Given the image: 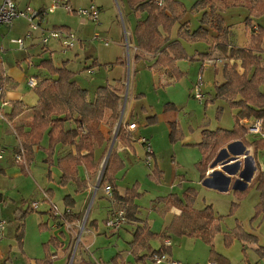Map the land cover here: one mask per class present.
Returning a JSON list of instances; mask_svg holds the SVG:
<instances>
[{"label":"rangeland","instance_id":"1","mask_svg":"<svg viewBox=\"0 0 264 264\" xmlns=\"http://www.w3.org/2000/svg\"><path fill=\"white\" fill-rule=\"evenodd\" d=\"M90 1L92 2V0H72L71 4L73 6H87L91 3ZM93 1L96 4L110 6L108 10L107 7L105 9V16L107 17L105 18L104 24H95L94 22L89 21L95 28H90V35L93 36V34L100 32L101 34H99L101 35V37L104 40L109 41L110 43L109 47H105L104 44L100 41H95L97 42V46L99 47L101 52V56H99V59L103 62H115L117 59L116 57L120 55L119 53L122 51L124 53L123 56H125L126 60H129L130 58H132L131 60H133L132 54H130V49L132 50L131 35L129 33H126L127 37H123L124 24L116 0ZM178 1L181 3V6L185 8V10L182 13V17L179 16V19L177 18L171 26L170 36L172 35L175 38L181 37V30L185 31L186 29H188L193 32L194 30L198 29L201 24V15L197 11L198 7L202 4L201 0ZM51 2L52 0H34L31 2L30 6L35 10H39L38 8L40 6H43L44 3L47 6L46 8H48L51 5ZM119 3L120 6H123V3L121 1H119ZM213 3L220 6L222 11H225V6H229L232 4H245V0H207L206 6H211V4ZM114 13L116 16L112 18L111 15ZM249 14L250 13H248V16ZM215 16L217 18L214 19L213 23L214 27L217 28L219 24L218 20H220V15L217 14ZM246 18L247 12L240 6H232L227 8V10L225 11V20L233 25L234 32L238 36L237 42L232 41L233 45L240 43L241 40L243 45L248 46L250 30L246 28ZM35 22L38 23V19ZM69 23L72 25L73 31L77 30L79 22L74 18L73 13H69L61 7L58 8L55 12L49 13L44 17H41L40 19V27L44 28L43 26L47 25L49 26V29L55 28V25ZM108 29L110 30L107 31ZM28 30L29 21L23 18L16 19L13 24L4 25L0 28V46H3L4 48V52L2 53V55L5 59V63L8 64L9 67L17 66L18 62L20 61H28V58L31 57L29 56L30 51H32L33 53V62L39 63V65H42L41 59H39V57L52 59L51 64L53 63L55 66L58 63H61L67 57H70L72 61H70L69 65L74 67L77 71V80L79 84L82 87L87 88L88 92L92 93V95L95 93L97 86L103 83L102 80L106 78L107 74L112 77L116 75V72L124 73L123 77H125L124 79L128 86L125 87V85H123V98L121 101V106L119 108V118L117 120L114 119L112 116H110L109 112L105 119V130L107 131L108 136L106 148L102 149L99 155L98 163L96 165V170L93 171L92 176L91 174H88L91 183L90 186H87L86 197L83 194H78L80 192L75 183L71 182V184H69L70 191L75 195L77 203L81 202L79 209H76V211L80 213V219L76 222H69L65 220L64 216L55 217L52 211H48V203H45V205H43L44 202L42 204L38 203L40 209L37 210L33 208V210L36 211H31L25 217V220L23 222L25 226V233L27 234L25 243L27 245H29L30 243L37 245L32 251V253L35 255L39 244L48 243L52 238H57L58 241L63 242L64 244L63 252L65 253V264H70L72 259V264H113V258L117 256L119 257V260H125L130 264H144L145 258L143 260H139L137 257L146 255L148 251L146 253H143L141 252L142 249H140V252L138 251V253L136 250H133V246L131 244V242L133 241V235L128 233L126 234L124 231H122L123 229H126V226L129 223H133L132 225H135V227H138L139 225H141V223H131L126 220L124 225L119 230L109 229L106 224L108 218L112 215L113 212L124 209V206L120 205L119 202L114 200L112 193H108V188L110 185H108V183L104 179L108 174V172H106V167L108 166V162L110 159V157H108L109 152L111 149L112 152L113 150L117 149V146L120 143V128L126 123L127 114H129L132 109L134 117H132L131 119H133L138 123V125H140V130L143 132V134H146L148 131V129H146V123H148V115H146L141 108L142 103L139 102L140 99L137 98L136 100H131L132 104L130 106L129 102H127L128 96H133L134 92L139 93L141 91H145L146 93H148V99L144 101V104L150 105L154 109L151 115H153L154 119H156L155 121H157V116L155 114L157 110H175L176 112H178L179 122L177 121V130L174 133V140H172L171 138V127L167 125H165L161 129L157 128V133L159 135L158 138H165V141L168 140L171 148L175 146V148L178 149L176 151V157L177 155L181 156L183 153L186 154L188 152L187 149H192L194 147H198L200 149L199 144H191L192 142H187L186 137L194 138L196 136V133L201 132L200 130L202 129V127L212 126L213 129L221 130L218 129L221 126V123L228 120L229 117L225 112L228 109H222L216 103H212L211 100L208 99H210V95H214L216 85L222 84L225 81L223 72L224 64L227 62L232 63V61L229 59L225 60L222 55L216 56L215 58H212V64H209L207 66L205 65V68L202 71V65L198 63L199 60H195L192 57L194 56L197 49H205V45L209 40L207 42L195 40L196 42H198V44L192 45L191 41H187L186 39H184L185 42H189L184 45V47L186 46L185 52L187 56L178 59L176 62V65L178 63L180 67L179 70L183 71V76L182 78L178 79V84L164 86L161 90L162 94H158L155 87H153V83L156 81V77L155 75H153L149 67L153 64V62L147 63V60L142 62L140 61L141 63L137 68L138 70H140V72L136 79L133 77V67L127 68L126 66L121 69L122 71L118 69L117 71L114 70L109 73V71H100L98 69H94L95 73L88 74L86 71L87 69L83 68L84 58H82L81 60H75V55H73V51L81 47L82 41H80V37L83 40L85 39L83 36L76 35L77 38L75 41V48L72 49L73 51L70 50L67 55H64L60 50L59 42L56 40H51L48 44L51 48H55L57 50L53 55L50 53L41 54L42 44L40 42L41 38L39 37V30L35 31L32 37H28L25 39L26 48H20L18 47V45L13 43L14 40L25 38ZM213 33L217 34L216 29L213 30ZM133 38L134 35L132 36V39ZM213 39L216 40V36H213ZM33 41H35L37 48L31 50V48L34 47L32 45ZM119 44H121L124 49L121 50ZM128 44L129 47H127ZM115 48H118V50L116 51ZM62 50L65 51L64 49ZM220 57L222 61H219ZM65 64L67 65V62ZM45 67L46 68H43L46 69L50 74L48 67ZM31 73H37V71L32 70ZM199 76H202L204 81L202 94L205 93V99L207 98L205 102H200L193 96L194 88L198 83ZM176 86H178V88H175ZM175 90L177 95H172ZM171 95L175 96V101L170 99ZM161 102L162 104L158 106ZM121 114H123L122 124L119 125ZM0 122V139H2V134L6 130H8V127L5 123L6 121L4 122V120H0ZM248 134L245 137L247 144L249 143L252 145L254 141L260 140V136L253 133ZM9 137L10 136L5 137L7 143L11 141ZM140 148L142 151H144L142 147ZM145 151L143 152L142 156L145 155ZM122 154H124V157L120 155L119 156L122 160H125V165L118 167L114 173L112 172V177L116 181V184L119 183L118 185L121 187V189H125V191L134 187H137L139 189V192L141 193L140 198L144 213L148 214V210H150L152 207L155 208L153 217L157 218V225L155 226L154 230L161 231V228L162 226H164L165 221L161 212L156 209L165 207L166 201H164L163 199H167L170 197L173 198L172 192H170V190L167 188L158 186L157 183L153 181L157 180L152 176L154 169H151L147 164H145L144 161H139V163H136L134 168L130 169L127 154L125 152H123ZM157 155L159 163L160 161H162V163H164L166 167L169 168L170 159L173 153L168 149H161L159 153H157ZM259 156L260 157H258V159L262 163L260 164V166L263 167L264 152ZM222 159L223 158H220V160ZM52 169L53 168H51V170ZM47 170V166L41 164L40 162H37L32 164L31 166L30 173L32 176H30V179H10L9 176L0 174V192L4 193L7 196L5 203H3L2 206L0 205V219H5L8 221V219H10L11 217L13 218V220L16 218L14 212L17 206L15 204L13 205V203H16L18 205V208L22 207L21 209H26L27 203L32 204V202L34 201L42 202V189L44 185L41 178L45 179L44 182L48 184L45 187L49 186L53 187L54 189V195L52 196L53 199L51 198V195L48 191H45V197L52 199V202L57 205L58 209L60 211H64V199L68 194H70L69 190L57 183L59 177L56 178L55 183H53L52 181L53 185L50 184L49 178L47 179ZM58 170L59 169L57 168H55V170H52V176L54 173L58 175ZM183 191H181V195L183 198H185L186 193L192 195V192L189 191V189H186L184 192ZM21 192L26 199L24 201H22L20 194ZM249 192V196L247 192L246 194L238 198V196L232 193L227 197L221 198L222 200L219 205L221 214L224 215V224L229 222L233 223V227L235 225L237 227L238 224L243 227L241 221H244L246 227L251 226L256 228L259 231L261 238L264 239V220L256 217L259 216L255 209V207L257 208L255 204V200L257 199V197L252 190ZM194 193L196 194V196L195 200L193 201V208L195 210H199L200 208L204 207L202 205L204 203L201 202V192H199L198 204L195 202L196 197L198 196V192L194 191ZM49 199L47 200V202L50 203ZM105 199L109 201L107 204ZM99 202H101V205H98ZM207 203L208 202H206L205 204ZM216 203V205L218 206V202ZM46 208V212L50 215L51 223L54 227V229L52 228L51 230L54 231V234L49 230L48 224L45 223L46 215L44 213H41ZM237 213H239V215H236ZM167 219L168 222H170L171 215H168ZM173 223L174 222H172V224L166 228V231L172 234L171 239L174 245L171 247V250L168 251V255L172 256L173 258H171L174 261L178 262L179 264H206L204 262V258L207 256V252L209 254L207 257L210 260L213 261L215 259L212 253L213 250L218 253L216 249L220 242V238L218 236L215 235L214 237H212L213 240L210 242L202 238L198 241L196 240L197 235L184 236L177 233L172 228ZM193 224H195L196 226L195 222H193ZM220 228L222 230V226H220ZM194 230L198 231V233L200 231L197 227H195ZM109 235L111 236L109 237ZM8 243L9 238L5 237L2 240V245H8ZM221 243H223L224 248L225 246L229 248L226 245V235L222 236ZM45 245H43L44 248ZM87 246H91V251H89ZM151 247L153 249L160 248L159 242L154 239L152 241ZM237 247L239 248V246ZM214 261L216 262V260ZM234 261V263L236 264H242L239 257H236Z\"/></svg>","mask_w":264,"mask_h":264},{"label":"crops","instance_id":"2","mask_svg":"<svg viewBox=\"0 0 264 264\" xmlns=\"http://www.w3.org/2000/svg\"><path fill=\"white\" fill-rule=\"evenodd\" d=\"M32 1H34V0H16L18 5L22 8H24L28 5L30 6ZM119 1H121L123 3L122 4L123 6H120ZM119 1L116 0L119 11L122 15V20H123V24H124L123 25L124 26L123 27L124 28L123 37L124 36L127 37L126 33H129L131 35L132 50L130 49V54H132L133 60H131L132 58H130L129 60H126L125 56H123L124 53L121 51L119 53L120 55H118L116 58L121 59L122 64L112 65L114 63L113 61H104V62L101 61L99 59V56H101V52H100L99 47L97 46V42H95V41H100L101 43L104 44L105 47H109L110 43H109V45H106L101 40L93 39L97 33L93 34V36L90 35L89 30L91 27L94 28V26H93V24H91V22H89L90 20H88L86 18H82L80 16H76L73 14L74 18L79 22L78 28L75 31H73V27L70 23L69 24L55 25L56 26L55 28L71 30L75 34L77 33L76 35L83 36L85 38L82 40V38L80 37V41H82L81 47L78 48L77 50H74V51L72 50V51L74 53L73 55H75V60H81L82 58H84L83 59L84 60L83 61V63H84L83 68L87 69L86 71L88 74L95 73L94 69H98L100 71H109V73H110L111 71H114V70L115 71H117L118 69L121 70L126 66L127 68L133 67L132 73H133V77L136 79L139 75V72H140V70L137 69L139 67V64L142 61H146V60H147L146 61L147 63L153 62V64L151 66L148 65L150 67L153 75H155V77H156V81L153 83V87H155L158 94H162V92H161L162 87L170 86V85H176V84H178V79L166 67H164L162 65H155V62L157 60V56H155L153 53H148L146 51H142L138 47L136 33H135L136 27L140 21L146 19L147 13L143 12L141 10H138V9L136 10V8H133L132 6H130L128 0H119ZM160 1L165 2V0H159V2ZM175 1H177V3L175 5H173L176 9L175 11H176L177 15L182 17V13L185 10V8L183 6H181V3L178 0H175ZM69 3L71 4L72 0H69ZM92 3L96 4L93 0L90 4H92ZM89 5H87V6H89ZM96 5L100 8V22L98 24H104L105 18L107 17V16H105V13H106L105 9L107 7V10H108L110 8V6H103L101 4H96ZM87 6H73V7L78 8V7H87ZM234 6H240L243 9H245V11L247 12V16H248L249 11H248V8L246 6H242V4L234 5ZM46 7L47 6L44 3V5L40 6L38 9L43 11L46 9ZM217 7H218L217 14L220 15V20L221 19L225 20V11L227 10V8L232 7V6H225V8H226L225 11H222L220 6L217 5ZM122 10H123V12H122ZM197 11L200 13L201 18H202L203 14L205 12L210 11V6H205V7L199 6ZM217 14H215V15H217ZM215 15L211 16L208 25L203 26L204 28L208 29V31L210 33L209 41L205 45L206 48L205 49L204 48L203 49H197L194 56L192 57L195 60H199L198 63L202 65V71L205 68V65L207 66L209 64H212V62H213L212 58H215L216 56L222 55L213 46V45H215V42H216V40L213 39V36L217 37V35H219L218 27L215 28L214 23H213L214 19L217 18ZM115 16H116L115 13L111 15L112 18H114ZM42 17H44V16L42 15ZM259 21H261V19L256 18L254 21V26L258 25V23H260ZM212 23H213V25H212ZM59 26H62V27H59ZM101 26H103V25H101ZM200 26H201V24H200ZM43 27H44V29H49V26H47V25H44ZM224 27H228L232 31L233 36H234V37L232 36V39H233L232 41L237 42L238 36L234 32L233 25L231 23H228L225 20ZM215 29L217 31V34L213 33V30H215ZM109 30L110 29H108L107 31H109ZM186 30H188V29H186ZM85 33H86V35H85ZM133 35H134V38L132 39ZM249 35H250L249 36L250 38H249L248 44L250 43V40H251V35H252L251 29H250ZM170 37H171L172 41L175 39L178 40L180 45L183 47L184 50L186 48V46L184 47V45L189 43V42L184 41V39H185L184 37L183 38L182 37L175 38L172 35ZM186 40L191 41L192 45L198 44V42H196L193 39H186ZM32 45L34 47L31 48V50L37 48L35 41H33ZM234 45H236L238 48H244L247 46V45H243L241 40H240V43H237ZM59 47H60V50L63 52L64 55H67L70 52V50L69 51H63L60 44H59ZM119 47L121 50L124 49V47H122L121 44H119ZM127 47H129V44ZM115 49H116V51L118 50V48H115ZM201 50H203V51H201ZM56 51L57 50L55 48H51L50 45H47V46L42 45L41 54L50 53L53 55ZM205 53H208L210 55L209 58L206 60H200V56H202V54H205ZM32 54H33L32 51H30L29 56H31V57L28 58V61H20V62H18L17 66H13V67H9L8 64L5 63V59L3 58V55L2 54L0 55V88H2L3 98L7 103L6 105L2 106V110H3V112L5 114V118H6V120H4V122L6 121L5 123L8 127V130H6L2 134V139H0V146L5 147L7 150V154H6L5 159L0 161V174H4L6 176H9L10 179H14V178L30 179V176H32L30 173L32 164L40 162L41 164L47 166V168H48L47 179L49 178V183L53 185V183L56 182V178L59 177V180L57 181V183L59 185L63 186L64 188H66L67 190H69L70 194H68L67 196H69L70 199L75 200V202H76V206L73 209L67 208L65 205L64 211L68 209L70 211L72 210L73 213H77L80 215V213L78 211H76V209L77 208L79 209L81 202L77 203L76 197L70 191V185H69V184H71V182L72 183H75V182L71 181L67 185H62L61 180H62L63 171L58 166L59 160L61 158L67 156L70 153L77 154L75 146L58 144L54 147L53 155L50 157L49 151H48L50 148V136H49V130H47L44 133L43 138L40 141V143L34 147L35 159L32 163H28L27 157H26V152H25L26 164L24 162H19L16 160V155H17V153H19V148H20V146H22V140H23L19 136L18 130H23L24 133L30 132L31 124H32V121L34 119V109L39 103V95H38L36 89L39 86L41 81H43L45 79L57 78L56 75L49 74L48 71L46 69H44L42 65H39V63L33 62L34 57L32 56ZM137 56H140L141 58L137 59ZM223 58L225 60L227 59L224 56H223ZM39 59H41V62L52 60V59H48L45 57H39ZM70 61H72V59H70V57H67L61 63H58L56 66L62 67L67 62V65L66 64L65 65L70 70L77 73L75 68L69 65ZM219 61H222L221 57H220ZM231 61L234 62V60H231ZM63 62H65V63H63ZM94 63H96V64L99 63L100 66L93 67ZM177 65H178V63H177ZM177 67H178V69H180L179 65ZM32 70H36L37 73L32 74L31 73ZM241 70L242 69H240V71ZM181 72H183V71H181ZM77 76H78V74L75 76V80L78 82ZM123 76H124V73H117V72H116V75H114L112 77L109 74H107L106 78H104L102 80L103 83L101 82L102 84H99L97 86V89L93 95H92V93L88 92L89 101L92 102L95 99L96 94H97V90L99 87L111 86L121 97L120 98V104H119V108H120L121 101L123 98L122 97L123 96V94H122L123 85H125V87L128 86V84H126V81L124 79L125 77H123ZM31 77H36L39 81L38 86L36 88H31L28 85V80ZM133 81H134V79H133ZM78 84H79V82H78ZM203 87H204V85H203ZM82 88L88 90L85 87H82ZM175 88H178V86H176ZM136 89H135V91H136ZM136 94H138V95H136ZM174 94L177 95L176 90L173 92L172 95H174ZM172 95L170 96V99L175 101V96H172ZM137 98L140 99L139 102L142 103L141 108L143 109L145 114L148 115L147 116V119H148L147 122L148 123H146V126H147L146 129H148V131L146 134H143V132L140 130V125H138V123L136 121L131 119L132 117H134L133 109H132L129 112V114H127L125 129L127 131V126L131 123H136L137 128H136V130L129 131L130 132L129 134L131 135L130 143H126L123 140L119 139L120 143L117 146V149L115 150V152L117 153L120 160H122L120 158V156L124 157V154H122V153L125 152L127 154V159L129 160L128 164L130 165V169H132L135 167L136 163H139V161L145 162V160H146V151H145V148L141 144L139 139L141 137L147 138L149 143L152 146V149H153L152 163L148 166L151 169H154V165L156 162L157 166H158V171H159L155 175L152 173V176L155 179H157V180H153V181H155L158 186L169 189L170 192H172V195L176 196L173 198L170 197L167 199H163L164 201H166L165 207L156 209L159 212H161V214L163 215V219L165 221L164 226H162V228H161V231H155L154 230L155 226L157 225V218L153 217V212H154L155 208L152 207L150 210H148V214H145L144 210H143V205L141 204V198L139 197L136 199V203L139 206L138 217L141 220L147 222V224L151 228V231L154 232L155 234H159V233L164 232L168 235L166 238H162L158 235L155 236L154 238L150 239V245H152V241L154 239L159 242L160 248L162 247L163 244L170 246V248L174 245V243L171 239L172 234H170L166 231V228L168 226H170L172 224V222H174L172 228L177 233L179 230H185L186 233H190L193 231L192 236L197 235L196 240L199 241V239L202 238V234L204 233V230L199 229L200 230L199 233H198V231L194 230V228L196 227L195 224H193L194 220L193 221H183V219L180 218V216L182 215V209L178 205H176L177 199H179V198L184 199L181 195V193H182L181 191H183V190L185 191L186 189H194L195 191L197 190L196 192H198V196L196 197L195 202L197 204L199 203V192H201V197H202L201 202L204 203V204H202L204 207L200 208L199 210H203L209 205L212 206L213 211L215 213V217H216V223H218L220 226H222V230L216 234V236H218L220 238V240H219L220 242H219L218 246L216 247L218 253L225 256L230 261L231 264H236V263H234L235 262L234 260L236 257L240 258L242 264H264V252L262 254L258 253L259 248H263V250H264V239L261 238L259 231L256 228L251 227V226L246 227L244 221H241L243 224L242 229L244 230V232H246L250 235L256 236L258 238V242H254V241H250V240H241V239L236 238L234 236V232L237 230L236 225L233 227V223H229V222L224 224V221H225L223 219L224 215L221 214L220 205H219V203L222 200L221 199L222 197H227L228 195H231L233 193L234 195L238 196V198H239V197L243 196L244 194H246L247 192H248V196H249L250 195L249 191H251V190L256 194V197H257V199L255 200L256 206L259 204V202L261 201V195H260V192L257 190L256 186L253 185V181H254L256 174L258 173L259 167L257 164H259V165L262 164L259 161L258 157H260L259 155L263 154L264 148L259 149L255 152V147L253 146V144L252 145L249 143L247 144L245 142H242L239 139L227 142L224 145H222V147L218 153L217 158L208 165L207 170L205 171V173H203L202 172L203 169H202V166L200 164V162L204 158V154H203L202 150L200 151V149L198 147H194L192 149H187L188 152L186 154L183 153L181 156L177 155V157H176V151L178 149H176L175 146L173 148H171L170 144L168 143V140L165 141V138L164 139L158 138L159 135L157 133V128L161 129L165 125L171 127V123H177V121L179 122L178 112H176L175 110H169V111L157 110L155 113L157 116V121H155L156 119H154L153 115H151L152 112L154 111V109L150 105L144 104V101H146L148 99V93H146L145 91H143V92L141 91L139 93L134 92L133 96L132 95L130 97L128 96L127 102H129V104L131 106V104H132L131 100H136ZM206 100H207V98L205 99V93H203V99L199 100V101L205 102ZM208 100H211L212 103H216L222 109L223 108L228 109L225 112L229 118H228V120H226V122L221 123V126L218 129L227 130V131L233 130L235 127L234 116L237 114V112L239 110L236 108H232L230 106V104L225 99L217 98L216 97V90L214 91V95H210V99H208ZM161 104H162V102L158 106H160ZM109 112H110V116H112V112L107 111L105 118H104V120L100 126L101 131L103 132V135H104V143H102L101 145L95 144V147H94L95 159H94V161L91 163H88L87 165L83 164V165H80L78 167V173H77L76 177L80 181H82L86 184L84 189L82 191H79L80 193H78V194H80V195L83 194V195H85V197L87 195V186H90V183H91L90 177L88 176V174H91V176H92L93 171L96 170V165H97L98 160H99V155H100L102 149L106 148L108 136H107V131L105 130V125H106L105 119H106L107 114ZM0 120H2V119H0ZM244 120H246V119H244ZM244 120L241 121L242 125H243ZM248 120L250 122H253L255 119L254 118H251V119L248 118ZM0 125H1V122H0ZM244 128H245V126H244ZM205 130L216 131V129H213L212 126L202 127V129L200 130L201 132L196 133V136L194 138L186 137V141L192 142L191 144H200L203 140V131H205ZM247 133H249V132L247 131ZM7 136H10L9 138L11 139V141L9 143H7V140H5V137H7ZM140 147H142L145 151V155H143V156H142V154L144 151H142ZM161 149H165V150L168 149L173 153V155L171 156V159H170V164H169L170 167L169 168H167L166 165L164 163H162V161H160V163L158 161L157 153H159V151ZM86 153H88V152L87 151L83 152V154H86ZM245 154H248V158L243 157ZM249 154H252L253 155L252 157L256 158V160H257L256 164H254L252 162L251 157L249 158ZM220 158H223V159L220 160ZM234 159H237V160L233 161ZM122 161L125 162V160H122ZM145 164H146V162H145ZM51 168H53L52 170H55V168L59 169L58 170L59 174L57 175L54 173L52 176ZM41 180H43V185H44V187L42 189L43 190V193H42V197H43L42 199L43 200H41L42 202H38V201H34V202H38L39 204H42L44 202L43 205H45V203H48L49 204L48 211H51L50 203L47 202V199L45 197L46 196L45 191H48L51 195V198L53 199L52 196L54 195V189H53V187H49V186L45 187L48 184H46L44 182L45 179L41 178ZM52 181H53V183H52ZM118 184L119 183L116 184V188H117L118 192L122 196L125 195L126 194L125 189H121V187ZM76 186H77V184H76ZM20 194H21L22 201L26 200L24 198V195L22 194V192ZM195 196H196V194H195ZM6 197L7 196L4 193L0 192V205L1 206L3 203H5ZM52 199H50V200H52ZM13 202H14V200H13ZM108 202L109 201L106 200V204ZM206 202H208V203L205 204ZM216 202H218V206L216 205L217 204ZM14 204L17 206V208L14 212V214L16 215L21 210L22 207L18 208V205L16 203H13V205ZM119 204L122 205L121 203H119ZM98 205H101V202H99ZM28 207H31V204L27 203L26 209ZM100 208H101V206H100ZM31 209H32V211H36V210H33L32 207H31ZM39 209H40V207L37 208V210H39ZM255 209H256V207H255ZM46 210H47V208L45 210H43L41 213H44L46 215L45 223L48 224L49 230L51 231L52 228L54 229V227L52 226L50 215L46 212ZM168 215H171L170 222H168V219H167ZM236 215H239V213H237ZM256 217L264 220L263 214H260L259 216H256ZM79 219H80V216H79ZM12 220H13L12 217L10 219H8V223L11 222ZM78 220H76V221H78ZM76 221H74V222H76ZM132 224H130V223L127 224L126 229H123L122 231H124L126 234L128 233V234L133 235V233L137 227H135V225H132ZM8 225L9 226H8V229L6 230L7 233H6L5 237L9 238V243H8V245L7 244L2 245V242H1L0 264H65V253L63 252L64 251L63 242L59 241L60 242L59 247H56L54 245H50L49 252L46 251V249L43 246L46 243L39 244L37 252L34 255L32 253V251L34 250L35 246H37V245L31 244V243L29 245H27L25 243L26 235H27L25 233V227H24L23 243H20L18 240V235L20 234V232L16 231V229L10 230V224H8ZM213 227H214L213 225L210 226V228H208L207 232L213 231ZM51 232L54 234V231H51ZM225 235L233 238L232 245L229 248H227L226 246L224 248L223 243H221L222 236H225ZM110 236L111 235H109V237ZM115 236H117V235H115ZM184 236H189V235H184ZM160 241H161V243H160ZM237 246H239V248ZM87 248L89 249V251H91V246H87ZM160 248H156V250H158ZM141 252L146 253L147 250H141ZM94 255H95V253H94ZM208 255L209 254L207 252V256ZM207 256L204 258V262L206 264H211V263L219 264L217 261L215 262L214 260L213 261L210 260ZM171 257L172 256H169V259L171 261H174L172 259L173 257L172 258ZM148 262H149V264H152V259L149 256L145 258L144 264H148ZM161 264H168V263L163 262ZM197 264H199V263H197Z\"/></svg>","mask_w":264,"mask_h":264},{"label":"trees","instance_id":"3","mask_svg":"<svg viewBox=\"0 0 264 264\" xmlns=\"http://www.w3.org/2000/svg\"><path fill=\"white\" fill-rule=\"evenodd\" d=\"M200 1V0H198ZM197 1V2H198ZM130 6L147 13L146 19L140 21L136 27V38L138 47L142 51L153 53L157 56L155 65H162L173 73L177 79L182 78L183 73L178 69L176 62L178 59L187 56L185 50L178 40H171V26L179 15L173 5L177 3L175 0H165L163 4H159V0H128ZM207 0H201V6H206ZM234 6V4L229 5ZM249 10V16L246 18V28L252 30L251 40L248 46L238 48L233 45V33L228 27H224V20H218L219 35L216 37L215 48L227 59L234 62L224 64L223 72L225 81L216 85V97L225 99L232 108L239 111L235 116V127L231 131L216 130L203 131V140L199 144L204 154V158L200 162L203 173L207 170L208 165L214 161L222 147L232 140H241L246 143L245 137L247 130L242 125L244 119L254 118L261 119L264 122V0H245V4ZM218 7L211 4L210 11L205 12L201 18V26L191 32L190 30L180 31L181 37L185 39H193L198 41L209 40V31L204 28L208 25L211 16L217 14ZM261 19L258 25L254 26V19ZM209 54L205 53L200 56V60L209 58ZM141 58L137 56V59ZM122 64L121 59H117L112 65ZM51 75H56L55 79H45L40 82L36 91L39 95V103L34 109V119L31 124L30 132L24 133L18 130L19 136L23 139L22 146L26 152L28 163H32L35 159L34 147L40 143L44 133L49 130L50 148L49 156L53 155L54 147L58 144L72 145L76 147L77 154H68L59 160V168L63 171L61 184L67 185L74 181L78 190L82 191L85 183L80 181L76 175L78 167L94 161L95 144L104 143V135L101 131V123L103 122L106 112L111 111L114 119L119 118L120 96L111 87H99L95 99L91 102L88 98V90L82 88L75 80L76 72L70 70L65 64L57 67L51 61H43L42 66L46 68ZM100 66L94 63L93 67ZM242 69V72L240 71ZM73 125V126H72ZM177 130V123H171V138L174 140V133ZM126 131L125 124L120 128L119 139L126 143H130L131 135ZM255 152L264 148V140H256L253 143ZM84 151L88 153L83 154ZM125 162L120 160L115 150L110 155L108 166L106 167V178L104 179L112 188L114 200L124 206L126 218L130 222L141 223L134 233L131 242L133 250L137 252L147 250L148 254L138 256L139 260H143L148 255L153 258L154 255L168 254L171 250L170 246L163 244L158 250L153 249L150 245V239L155 236L166 238V233L155 234L147 222L138 217L139 206L136 199L141 193L137 187L127 189L125 195H120L116 188V181L112 177L118 167L124 166ZM25 167V166H24ZM258 173L256 174L253 185L260 192L261 201L257 205L256 212L258 215H264V166L258 164ZM24 169V168H23ZM105 172V173H106ZM110 172V173H109ZM113 172V173H112ZM158 171L157 163L154 165L155 175ZM192 195L185 194L184 199H177L176 205L182 209L180 216L183 221H193L196 227L204 230L202 239L212 241V237L221 230L220 225L216 223L215 213L212 206H207L203 210H195L193 201L195 200L194 189H189ZM196 192V191H195ZM172 197H176L172 195ZM67 208L73 209L76 206L75 200L66 196L64 199ZM32 211L31 207L21 209L16 218L9 222L10 230L16 229L20 234L18 240L23 243L24 238V220ZM79 214L73 213L72 210L64 211L66 221L74 222L79 219ZM177 221V220H176ZM213 231L207 232L210 226ZM180 235H192L193 231L186 233L185 230H179ZM234 236L241 240H250L258 242L256 236L250 235L242 229L240 224ZM53 241V242H52ZM233 238L226 236V245H232ZM45 245V244H44ZM50 245L60 246L57 238H52L46 243L45 249L49 252ZM263 248L258 249V253L262 254ZM213 257L219 264H231L223 255L213 250ZM214 259V260H215ZM113 264H130L125 260H119V257L113 258Z\"/></svg>","mask_w":264,"mask_h":264},{"label":"built area","instance_id":"4","mask_svg":"<svg viewBox=\"0 0 264 264\" xmlns=\"http://www.w3.org/2000/svg\"><path fill=\"white\" fill-rule=\"evenodd\" d=\"M159 4H163V1H160ZM63 8L69 13H73L77 16L84 17L95 24H98L100 22V8L92 3L87 7H80V8H74L70 3L69 0H52L51 5L46 8L45 10L41 11L33 9L31 6H26L24 8L20 7L16 0H0V28L4 25H10L13 24V22L16 19L23 18L29 21V30L25 38L23 39H17L14 40L13 43L18 45L20 48H25V39L28 37H32L33 33L37 30L40 31V38L41 43L43 46H47L51 40H56L61 45L62 49L65 51H69L75 48V41H76V34L67 29H44L40 27V19L43 16L55 12L58 8ZM38 19V23L35 21ZM95 40H101L106 45H109V42L104 40L99 33L95 35L93 38ZM4 52L3 46H0V55ZM38 79L36 77H31L28 80V85L31 88H36L38 86ZM204 81L203 77L199 76L198 83L196 84L194 88V97L198 100L203 99L202 89H203ZM6 101L3 98V91L2 88H0V119L6 120L5 114L2 110V106L6 105ZM243 125L245 126V129L249 133L256 134L260 136L261 139L264 140V122L261 119H256L253 122H250L248 119L243 121ZM137 124L131 123L127 126L128 131L136 130ZM141 144L144 146L146 150V164L150 165L152 163V155H153V149L151 144L149 143L148 139L145 137H141L140 139ZM7 154V150L5 147L0 146V161L4 160ZM252 154H249V158L251 157V160L253 163L256 164L257 160L256 158L252 157ZM244 158H248V154H245L243 156ZM255 157V156H254ZM16 160L19 162H24L26 164L25 160V150L22 146L19 148V153L16 155ZM237 159H234L235 161ZM258 165V164H257ZM108 193H112V188L109 186ZM113 195V193H112ZM48 200L49 198L46 197ZM51 205V211L55 217H63L64 211H60L55 203L50 200ZM31 207L34 209H37L39 207L38 202H32ZM69 211V210H68ZM126 214L125 210L121 209L119 211L113 212L112 215L107 220V227L109 229H115L119 230L124 223L126 222ZM8 226V221L5 219H0V246L2 240L5 238L6 230ZM167 246V245H166ZM152 260V264H161L163 262H167L168 264H179L176 261H171L169 259L168 254L163 255H154ZM216 264V263H211Z\"/></svg>","mask_w":264,"mask_h":264},{"label":"water","instance_id":"5","mask_svg":"<svg viewBox=\"0 0 264 264\" xmlns=\"http://www.w3.org/2000/svg\"><path fill=\"white\" fill-rule=\"evenodd\" d=\"M122 118H123V114L121 115V120H120V124L119 125L122 124ZM111 153H112V149L110 150L108 157H110ZM72 263H73V259L71 260L70 264H72Z\"/></svg>","mask_w":264,"mask_h":264},{"label":"bare ground","instance_id":"6","mask_svg":"<svg viewBox=\"0 0 264 264\" xmlns=\"http://www.w3.org/2000/svg\"><path fill=\"white\" fill-rule=\"evenodd\" d=\"M57 29H61V28H57Z\"/></svg>","mask_w":264,"mask_h":264}]
</instances>
